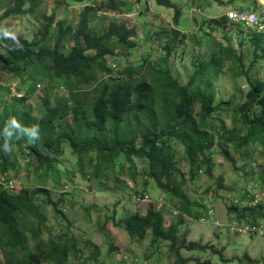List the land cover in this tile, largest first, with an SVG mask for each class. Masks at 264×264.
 <instances>
[{
    "label": "trees",
    "instance_id": "obj_1",
    "mask_svg": "<svg viewBox=\"0 0 264 264\" xmlns=\"http://www.w3.org/2000/svg\"><path fill=\"white\" fill-rule=\"evenodd\" d=\"M2 1L5 11L0 29L4 20L10 17L38 14L40 0ZM69 1L85 3L75 26L66 24V20L56 21L55 14L42 13L43 25L38 38H26L6 29L0 31V80H22L16 94L0 82V114L4 111L0 118V252L3 264L97 262L102 255L99 246L91 240L80 241L69 228L55 231L48 225L44 213L46 205L53 207L58 219L69 220L60 209L65 197L60 194L55 198L47 181L52 179L57 184L65 180L64 176L73 180L70 172L76 170L82 178L94 177L103 186H107L106 180L111 177L119 184L128 171L131 178L137 179L136 158L146 162L143 170L145 188L153 180L166 194V200L160 197L156 206L168 201L176 210V222L167 225L166 212L157 207L147 209L143 214L132 213L120 219L113 217L112 226L115 231L120 230V239L123 232L129 236L126 246L135 240L142 244L149 237L151 246L168 242L177 264H212L201 258L183 257V249L201 253L211 251L219 254L223 261H229L224 258V250H216L214 245L188 243L186 238L180 241L178 236L188 223L185 217L201 219L196 208L198 204L185 187L197 184L203 173L212 176L211 152L215 147H219L221 154L233 164L230 145L238 150L253 146L264 150V78L251 81L250 77L254 65L258 61L264 63V32L248 30L229 20L227 15L208 20L194 17L195 25L187 32L168 27L169 31L164 29L158 34L165 38L162 47L165 59L162 65L159 63L153 69V80L149 82L139 72L141 67L124 65L137 47L139 34L135 26L126 21H114L104 29L93 28V22L98 20L99 12L105 7L128 13L129 2L107 0L98 5L92 2L94 0ZM156 2L175 7L173 23L175 26L180 24L181 7L171 0ZM26 5H29L27 9ZM249 9L258 11L259 5ZM103 16L108 20L107 15ZM199 22H202L201 40L197 38L198 32H193ZM241 26L245 29L238 28ZM230 27L238 28V35L226 33ZM215 30H226L221 40L210 38ZM51 35L53 46L48 41ZM190 43L196 49L190 54L192 60L187 66L188 82L183 84L173 75L168 59ZM204 43L208 51L202 53L199 45ZM66 45L70 46L69 50ZM146 62L145 58L143 63ZM38 69L42 76L36 73ZM261 69L264 64L257 72L261 73ZM228 73L238 80L235 84L248 81L249 90L242 91L244 101L239 104L225 102L227 106L222 107L220 102L216 104L213 85L220 75ZM36 77L47 78L48 84L63 90H53L42 97L44 113L40 119L33 115L31 93L25 96L29 88L37 89L32 80ZM28 78L32 84L26 88ZM90 95L92 97L88 99ZM253 109L257 110L253 112ZM226 118H232L233 125H229ZM66 147L76 162L63 170ZM180 147L184 148L183 156L178 152ZM261 154L264 156V152ZM19 159L26 161L23 166L26 181L35 176L41 184L22 185L18 190L8 186L13 179L10 173L21 169ZM183 160L189 166V177L178 168ZM247 176L246 173L244 179ZM247 181L241 186L242 196H233L232 200L248 206L230 205L228 212L240 223L264 226V190L253 178ZM218 185L225 189L222 179ZM138 195V198L146 195L151 198L148 192ZM253 203H256L255 207H249ZM86 209L87 216H91L92 211L99 208L93 204ZM25 215L34 221L29 231L23 224ZM96 216L97 224L104 229L108 254H125L119 247L118 235L109 229L112 226L106 224L104 227L100 223V213ZM28 232H31L30 236ZM31 241L34 242L32 246ZM242 259L249 264L257 262L249 255Z\"/></svg>",
    "mask_w": 264,
    "mask_h": 264
},
{
    "label": "rangeland",
    "instance_id": "obj_2",
    "mask_svg": "<svg viewBox=\"0 0 264 264\" xmlns=\"http://www.w3.org/2000/svg\"><path fill=\"white\" fill-rule=\"evenodd\" d=\"M107 2V0H94L93 3L98 5L102 2ZM129 2V9L134 14L132 20H125L119 11H116L114 18L106 20L105 12H108V7H105L103 11L99 12L98 20L93 22V28L96 30H101L107 27L111 22H130L131 26H135L138 29L139 37L137 39V47L131 52V55L125 60L126 66H136L141 67L139 72L145 77L149 82H152L153 76L152 71L154 68L158 67V64H163L165 59V52L162 50L164 46L165 38L164 36L158 35L162 30L169 31V28L175 27L177 30L187 32L192 29L195 25L194 17L199 20L220 17L226 15L231 10L236 9H249L250 6H257L260 3H264V0H171L176 6L181 7L182 17L180 24L177 26L173 23V18L175 15V7H167L158 5L156 0H127ZM256 1H258L256 3ZM5 3L0 0V20L1 16L5 11ZM73 2H68V0H40L38 6V14L33 15L31 13L24 14L21 16L10 17L4 20L2 30L6 29L11 31L16 35H21L24 37L39 35V30L42 28L43 20L42 13L48 15L55 14L56 21L66 20L71 26H75L79 18L78 13L84 7V4H74ZM29 5H26V9ZM199 9L201 12L199 13ZM250 10V9H249ZM113 11V10H110ZM139 11V13H138ZM138 14V15H137ZM137 18V19H135ZM128 19V18H127ZM201 23L196 24V28L193 29L194 33L198 32L197 38L201 40ZM169 27V28H168ZM231 28V27H230ZM226 31L229 34H237L240 29H245L243 26L233 29V27ZM230 30V31H229ZM225 31L211 32V37L216 40H221L224 36ZM236 35V36H237ZM230 36V35H229ZM231 37V36H230ZM232 36L231 38H234ZM53 35L49 38V44L53 46ZM158 40V42H156ZM202 53L208 51L206 44H200ZM69 45H66V50H69ZM196 46L190 43L182 46L180 49L176 50L168 59V65L172 70L175 77L180 78L183 84L188 82L187 66L192 60L190 54L195 53ZM146 58L147 62L143 63ZM252 61V59H250ZM111 62V60H109ZM187 62V63H186ZM262 61H258L250 71L251 81H256L258 79L264 78V69H261V73L257 72L258 68L263 66ZM143 65L144 67L142 68ZM124 70V69H123ZM39 76H42L41 71L38 69L36 72ZM31 75H28L30 77ZM8 78V77H7ZM9 79V80H8ZM4 79L0 80L9 88L21 87V81L18 79ZM37 79V80H36ZM32 79L33 86H36V90H31L25 96L29 97L30 105L34 108V117L40 119L44 113L42 108L43 100L42 97L46 94H51L53 90L63 92L62 87H56L55 84H48L47 78L36 77ZM25 81V79H23ZM27 82L26 88H28L32 82L30 79ZM238 80L233 79L231 73L222 74L218 77L217 82L213 85L216 90V104L223 105L225 107V102H242V91L247 92L249 90V84L246 80H241L239 84L234 82ZM38 86H41L39 88ZM56 87V88H55ZM31 90V91H30ZM5 96L6 93H5ZM32 97V98H31ZM92 95L88 97L91 99ZM257 109H253V112ZM252 112V111H251ZM4 111L0 114L2 117ZM253 116V115H252ZM250 115V117H252ZM226 122L229 125H233L232 118H226ZM67 152L63 158L62 169L65 170L67 167L74 165L76 162L74 155H71L68 151L69 148L66 147ZM232 157L235 160V164L228 161L220 152L219 147H215L211 152L213 171L212 176L203 173L197 184H188L185 188L187 192L193 197L195 204H198L196 208L200 211L201 219H192L189 216L185 217L188 223L184 226L180 236V241L182 242L184 238L190 242H200L202 244H211L215 246L216 250H224V258L229 261H223L219 254H213V252L201 253L199 251L190 252L183 249L182 254L185 258H201L203 261H210L212 264H249L245 259H242L245 255L257 259L255 264H264V237L263 236H252L248 233H242L240 227H232L231 224L235 219L228 212V206L231 204V198L233 196L241 195V186L247 183V179L253 178L260 183V186L264 190V156L262 152L264 150L257 146H253L252 149L243 147L240 150L235 149L234 145L229 146ZM181 156L184 155V148H178ZM183 159V158H182ZM19 167L21 168L18 172L14 171L10 173L13 178V187L18 190L22 185L36 186L41 184L40 179L37 177H32L30 181H26V169L23 167L26 161L21 159ZM137 164V179L130 177V171L126 172L124 178H122L119 184L113 179L106 180L107 186L100 185L98 180L94 177L82 178L79 173L74 170L70 172V176L73 180H67L64 176V181L59 183H54L52 179H48L47 186L53 191L55 198L63 195L65 197V202L61 205L60 209L67 216L69 222L58 219L55 215L54 209L50 205L45 206L44 213L47 215L48 225L53 228V230L69 228L71 233L75 234L80 241L91 240L94 244L101 248L102 255L99 260L92 261L90 264H177L175 263L174 256L170 253L169 243L160 242L156 246H151L149 237L141 244L139 241L135 240L129 246H126V242L129 240V236L126 232H123V238L119 237L120 230L115 231V227L112 226V219L116 217L118 219L130 215L132 213L143 214L147 209H163L166 212V223L176 222L175 220V209L172 208L168 201L164 204L156 206V202L159 201L160 197L165 198L166 194L156 186L153 180L150 184L144 185L143 170L146 167V162L141 159H135ZM256 162V163H255ZM256 164V165H255ZM183 172H186L189 177V166L183 160V163L178 166ZM247 173V178L244 179ZM251 174V176H250ZM219 179L223 180L225 189H221L218 185ZM108 187L111 190H104ZM240 191V192H239ZM141 192H148L151 196V201L145 202L143 200H138V194ZM137 196V198L135 197ZM96 204L98 206V211L93 210L91 216H87V207ZM67 208V211H63ZM94 208V207H93ZM215 210V215L210 213V209ZM101 210V211H100ZM100 213L101 221L100 223L105 227L109 224V228L115 235L119 237V247H121V253H115L114 255L108 254L109 246L104 238V229L97 224V215ZM99 219V218H98ZM174 219V220H173ZM204 220V221H202ZM219 221L221 227L216 226V222ZM240 222V221H239ZM27 231L30 230L31 226H34V221L31 217L25 215L23 220ZM245 222H243V225ZM114 228V229H113ZM31 232H28L30 236ZM31 246L34 244L33 241L30 242ZM158 247V248H156ZM89 255V251L86 252ZM127 254V255H126ZM123 255V256H122ZM139 258L140 261L137 262L136 259ZM3 255L0 252V262L3 264ZM71 261H75L71 258ZM84 261V260H82ZM81 261V262H82ZM188 264H195V262H190Z\"/></svg>",
    "mask_w": 264,
    "mask_h": 264
},
{
    "label": "built area",
    "instance_id": "obj_3",
    "mask_svg": "<svg viewBox=\"0 0 264 264\" xmlns=\"http://www.w3.org/2000/svg\"><path fill=\"white\" fill-rule=\"evenodd\" d=\"M229 20L233 21L236 24L243 25L246 29L258 30L259 32H264V4L259 7L258 11H250L247 9H237L232 10L228 13ZM8 186L13 188V180L10 181ZM259 196V195H258ZM261 197V196H259ZM143 200V198H139ZM145 200H148V196H145ZM144 200V201H145ZM239 201H234V205H238ZM256 203H253L252 206H255ZM214 213V211H212ZM237 225V224H235ZM242 233L250 234H259L264 236V226H244L240 227ZM139 262L138 259H136Z\"/></svg>",
    "mask_w": 264,
    "mask_h": 264
},
{
    "label": "clouds",
    "instance_id": "obj_4",
    "mask_svg": "<svg viewBox=\"0 0 264 264\" xmlns=\"http://www.w3.org/2000/svg\"><path fill=\"white\" fill-rule=\"evenodd\" d=\"M263 4L264 3H260L259 2V7L261 6H263ZM242 9H244V7H242ZM246 9H247V7H246ZM130 10V9H129ZM237 10V9H236ZM248 10V9H247ZM116 11H119V10H113V11H110V9H109V11L108 12H105V15H107L110 19H112V18H114V15H115V13H116ZM232 11V10H231ZM120 12V14H122V18L123 19H125V20H132V19H134L133 18V16H134V14L130 11V12H128V13H124V12H121V11H119ZM230 12V11H229ZM228 12V13H229ZM228 13L226 14L227 16H228ZM128 18V19H127ZM136 19V18H135ZM248 30H251V29H248ZM254 31H258V30H254ZM259 32V31H258ZM39 88H41V86H38ZM12 89V92L14 93V94H16L17 92H16V87H14V88H11ZM20 97H21V95H19ZM15 188V187H14ZM16 189V188H15ZM140 198H144V200H145V197H140ZM138 200H139V198H138ZM149 201H151V198H148V200H145V202H149ZM234 201H239V200H232V198H231V204L230 205H232V206H234V207H238V208H240V207H243V206H248V205H243V203L244 202H242L241 203V205H240V203L238 204V205H234ZM156 205V204H155ZM229 205V206H230ZM249 207H255V206H251V204H250V206ZM68 209L67 208H64L63 209V211H67ZM212 211H214V213H212ZM210 213L212 214V215H215V210L213 209V208H211L210 209ZM202 221H204V220H202ZM235 224H237V225H235ZM216 226H219V227H221V225H219V221H217L216 222ZM231 226L232 227H234V228H236V227H244V226H250V224H244L243 225V223H240L236 218L233 220V222H232V224H231ZM248 234H250V233H248ZM250 235H252V236H262V235H259V234H250Z\"/></svg>",
    "mask_w": 264,
    "mask_h": 264
}]
</instances>
